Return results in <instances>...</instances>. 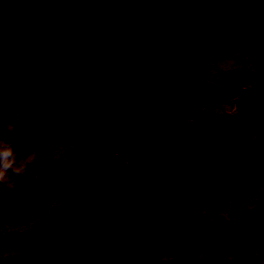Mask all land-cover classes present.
Wrapping results in <instances>:
<instances>
[{
	"label": "rangeland",
	"instance_id": "obj_1",
	"mask_svg": "<svg viewBox=\"0 0 264 264\" xmlns=\"http://www.w3.org/2000/svg\"><path fill=\"white\" fill-rule=\"evenodd\" d=\"M11 10L17 12L13 7L6 13ZM250 28L256 32L252 39L232 37L231 67L225 66L230 69L208 71L215 75L209 77L214 86L209 83L219 101L205 111L174 103L168 113L104 147L94 168L86 166L82 152L93 132L90 112L100 102H83V87L63 114L33 120L38 180L28 173L14 190L0 189V264H14L15 257H24V264H264V215L252 212L264 196V17ZM229 77L228 86L219 84ZM0 112V139H8L19 111ZM210 145L259 153L254 177L176 176L185 154ZM52 171L59 181L47 179ZM127 180L138 195L127 206L113 204ZM174 212L191 218V230L229 238L222 242L224 252L186 241L189 228L170 223Z\"/></svg>",
	"mask_w": 264,
	"mask_h": 264
},
{
	"label": "flooded vegetation",
	"instance_id": "obj_2",
	"mask_svg": "<svg viewBox=\"0 0 264 264\" xmlns=\"http://www.w3.org/2000/svg\"><path fill=\"white\" fill-rule=\"evenodd\" d=\"M13 7L17 12L6 13ZM227 11L231 17V0H0V111H19L13 114L17 118L12 127L26 123L32 134L33 120L43 123L63 114L79 101L83 87V102H100L90 112L96 118L124 88L120 70L136 65L164 67L168 55L167 42L164 44L163 40L177 25L178 43L188 51L179 61L177 95L162 114L179 102L208 110L209 104L219 101L209 83L214 86L216 80L209 77L215 75L208 71L230 69L232 37L252 39L256 32L250 31V26L264 17L259 14L241 23V31L217 29ZM190 33L195 39L187 41ZM135 40H144L150 47L139 51ZM141 60L150 64L144 65ZM227 65L230 67L225 68ZM218 82L228 86L231 78ZM185 86L193 89L184 91ZM260 96H255V101ZM32 137L33 142V134ZM212 148L235 152L219 145L198 151ZM254 153L257 152L241 155Z\"/></svg>",
	"mask_w": 264,
	"mask_h": 264
},
{
	"label": "water",
	"instance_id": "obj_3",
	"mask_svg": "<svg viewBox=\"0 0 264 264\" xmlns=\"http://www.w3.org/2000/svg\"><path fill=\"white\" fill-rule=\"evenodd\" d=\"M231 2V17L228 6L229 11L226 13V19L223 18L217 29L241 31V23L256 15L264 14V0H231ZM178 31L179 26L177 25L169 31L167 40H163L164 44L167 42V53L166 50L163 51L168 55L163 68H140L136 65L119 71L124 78V88L94 119L93 132L83 146L82 157L88 168H94L99 164L103 147L143 126L152 117L165 113L170 108L173 98L177 95L176 79L179 61L188 51L187 48H183V44L178 43L180 39ZM191 35L190 33L187 41L195 39ZM135 46L139 51L150 47L149 43L144 40H135ZM141 62L149 63L142 60ZM146 63L144 65H147ZM128 72H130L129 75H127ZM16 128L18 131L15 139L23 140L26 146L30 145L33 137L27 130V124L19 123ZM260 158L259 153L237 155L236 152H227L221 148L203 149L186 154L178 164L176 175L185 181L197 180L209 174L224 181H228L232 176L246 181L256 174ZM28 173L36 174L37 165L30 164ZM47 179L50 182H56L61 179V175L52 171L48 174ZM137 195L138 189L132 186L131 180H128L121 184L119 194L112 200V203L127 206L129 201ZM253 213L255 215L264 214V196L259 208L253 209ZM170 223L174 227L193 225L191 218L181 212H174ZM184 239L186 241L200 239L214 246L218 254L223 253L221 241H229V238L214 231L196 232L193 230L186 231ZM141 254L147 256L149 248H142ZM25 261L24 257L13 259L14 264H24Z\"/></svg>",
	"mask_w": 264,
	"mask_h": 264
},
{
	"label": "clouds",
	"instance_id": "obj_4",
	"mask_svg": "<svg viewBox=\"0 0 264 264\" xmlns=\"http://www.w3.org/2000/svg\"><path fill=\"white\" fill-rule=\"evenodd\" d=\"M17 131V128L9 126L10 138L0 139V189L14 190L19 179L28 174V166L37 164L39 159L38 152L30 145L15 139ZM32 178L38 180L35 174Z\"/></svg>",
	"mask_w": 264,
	"mask_h": 264
}]
</instances>
